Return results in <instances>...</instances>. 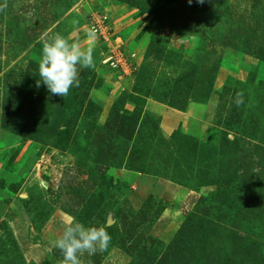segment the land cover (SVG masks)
<instances>
[{"label":"rangeland","instance_id":"1","mask_svg":"<svg viewBox=\"0 0 264 264\" xmlns=\"http://www.w3.org/2000/svg\"><path fill=\"white\" fill-rule=\"evenodd\" d=\"M5 2L0 264H59L69 217L107 226L92 264H264V0ZM93 23L95 68L51 94L45 34Z\"/></svg>","mask_w":264,"mask_h":264},{"label":"clouds","instance_id":"2","mask_svg":"<svg viewBox=\"0 0 264 264\" xmlns=\"http://www.w3.org/2000/svg\"><path fill=\"white\" fill-rule=\"evenodd\" d=\"M202 3L203 0H198ZM191 3V0H189ZM7 6L0 5V11ZM87 45L82 46L79 40H70L59 32L45 34L42 52L38 64L40 81L53 95L65 97L71 88L79 86L80 69H94V50L97 43V30L88 27L85 31ZM39 87V83L37 84ZM234 103L237 107L244 103L243 91H237ZM111 242L106 225H85L75 217H69L62 225L61 233L50 239L51 248L59 249L62 259L59 264H92L89 257L98 251H105Z\"/></svg>","mask_w":264,"mask_h":264},{"label":"built area","instance_id":"3","mask_svg":"<svg viewBox=\"0 0 264 264\" xmlns=\"http://www.w3.org/2000/svg\"><path fill=\"white\" fill-rule=\"evenodd\" d=\"M103 22V21H102ZM91 27H95L96 28V30H100L101 32L103 31V26H102V24L100 25V26H98V25H96V24H92L91 25Z\"/></svg>","mask_w":264,"mask_h":264},{"label":"trees","instance_id":"4","mask_svg":"<svg viewBox=\"0 0 264 264\" xmlns=\"http://www.w3.org/2000/svg\"><path fill=\"white\" fill-rule=\"evenodd\" d=\"M24 261V260H23Z\"/></svg>","mask_w":264,"mask_h":264}]
</instances>
